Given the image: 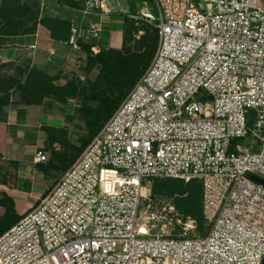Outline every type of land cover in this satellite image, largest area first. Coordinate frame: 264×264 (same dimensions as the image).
<instances>
[{
  "label": "built area",
  "instance_id": "built-area-1",
  "mask_svg": "<svg viewBox=\"0 0 264 264\" xmlns=\"http://www.w3.org/2000/svg\"><path fill=\"white\" fill-rule=\"evenodd\" d=\"M96 10L104 0H87L84 13ZM127 19L156 30L149 66L0 236V264H263L264 186L248 177L264 180L261 0H144ZM68 44L80 50L75 30ZM160 179L201 183L205 234L172 199L152 197Z\"/></svg>",
  "mask_w": 264,
  "mask_h": 264
},
{
  "label": "crops",
  "instance_id": "crops-1",
  "mask_svg": "<svg viewBox=\"0 0 264 264\" xmlns=\"http://www.w3.org/2000/svg\"><path fill=\"white\" fill-rule=\"evenodd\" d=\"M35 1L40 18L69 21L77 43L100 44L108 50L121 49L127 15L136 14L141 5L135 0H104L106 12L101 14L99 10L84 13L87 0ZM93 28L101 30V40L93 37ZM85 65L86 54L81 47L75 51L68 41L51 39L50 32L41 25L31 34L0 36V77L22 79L36 68L57 76L58 83L63 84L73 76L83 77ZM13 93H9V105L0 110V200L6 195L16 215L22 217L35 208L62 174L63 164L48 166L51 148L61 151L66 145L77 146L78 140L86 136V129L78 113L80 98L66 103L45 98L39 106H27ZM46 129L54 132L47 133ZM38 150L48 156V162L34 161ZM0 207L1 217L6 207Z\"/></svg>",
  "mask_w": 264,
  "mask_h": 264
},
{
  "label": "trees",
  "instance_id": "trees-1",
  "mask_svg": "<svg viewBox=\"0 0 264 264\" xmlns=\"http://www.w3.org/2000/svg\"><path fill=\"white\" fill-rule=\"evenodd\" d=\"M29 2L31 4L24 0L2 1L0 36L31 34L38 25H41L50 32L51 39L67 42L71 35V23L57 18H40L36 1L29 0ZM78 44L86 54L84 74L89 75L94 70L97 71L95 80L88 87H83L75 76L60 84L57 76H50L36 68L31 69L22 79L0 77V110L3 106L9 105L11 90L14 91L15 98H19V102L27 106H39L45 98L60 103H66L68 99L80 98L81 107L78 113L84 122L86 136L78 140L77 146L66 145L61 151H56L54 148L50 150L51 160L48 166L57 167L56 164H63L60 169L61 176L91 143L149 66L157 46V33L148 24L135 27L134 23L126 18L120 50H108L100 44L85 45L81 42ZM253 119L254 112L250 110L248 112L249 126H252ZM46 132L51 133L54 130L46 129ZM52 142L51 140V145ZM150 192L154 198L172 199L179 214L195 219L199 233L205 234L202 185L199 181L153 180ZM0 205L6 207L5 214L0 217L1 236L21 217L16 215L13 203L6 195H3Z\"/></svg>",
  "mask_w": 264,
  "mask_h": 264
},
{
  "label": "rangeland",
  "instance_id": "rangeland-1",
  "mask_svg": "<svg viewBox=\"0 0 264 264\" xmlns=\"http://www.w3.org/2000/svg\"><path fill=\"white\" fill-rule=\"evenodd\" d=\"M32 1V0H31ZM136 2L138 1H140L141 2V5H140V7L143 5V1L144 0H135ZM24 2H27V3H29V4H31L30 2H29V0H24ZM261 2H262V4H263V6H264V0H261ZM96 75H97V71H93L92 73H90L89 75H85L84 74V76L83 77H81V78H77L78 79V81H79V83L83 86V87H88L89 85H90V83L91 82H93L94 80H95V78H96Z\"/></svg>",
  "mask_w": 264,
  "mask_h": 264
},
{
  "label": "water",
  "instance_id": "water-1",
  "mask_svg": "<svg viewBox=\"0 0 264 264\" xmlns=\"http://www.w3.org/2000/svg\"><path fill=\"white\" fill-rule=\"evenodd\" d=\"M248 177H249L251 180H253V181H255V182L259 183V184H262V185L264 186V180H262V179H260V178H258V177H256V176H253V175H248ZM263 264H264V263H263Z\"/></svg>",
  "mask_w": 264,
  "mask_h": 264
}]
</instances>
